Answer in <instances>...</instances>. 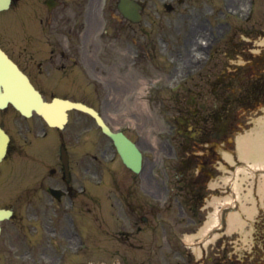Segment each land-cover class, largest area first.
Returning <instances> with one entry per match:
<instances>
[{
	"label": "rangeland",
	"instance_id": "rangeland-1",
	"mask_svg": "<svg viewBox=\"0 0 264 264\" xmlns=\"http://www.w3.org/2000/svg\"><path fill=\"white\" fill-rule=\"evenodd\" d=\"M233 1L145 0L143 18L135 24L124 20L114 8L107 11L105 21L110 24L108 35L94 38V31L102 20L97 18V27L92 28L86 36L89 43L98 48L97 55L92 59L104 72V79L100 83L92 80L88 72H83L79 66L69 65L66 69H59L58 58L50 61V57H39L41 54L38 52L47 49L46 42L41 41L42 34L39 36L38 33L35 40L25 44L22 29L35 22L32 17L23 14V0H15L8 10L0 11V35L6 40L4 47L30 73L35 83L45 90L47 99L51 97L50 90L55 85L57 93L101 108L106 119L115 125H128L133 119L142 134L149 133L153 147L151 152H145L149 160L148 169L136 177L120 161L103 172L105 180L102 184H97L96 177L92 175L87 182L91 194L86 198L91 210L84 205L82 196L75 198L73 206L68 205L65 198L51 204L50 194L36 188L37 173H46L56 155L54 147L48 154L41 153L37 148L44 141L38 135L42 125L39 117L33 115L24 118L10 105L0 110V122L11 134L8 154L0 163V206L13 209L12 217L2 222L0 264H119L121 258L132 262L143 260L144 264H209L220 257L225 261L232 260L229 264L264 263V191L259 190V180L264 170L255 169L252 177L250 168L238 160L235 151L236 135L250 131L255 119L262 115L264 97L255 107L234 108L233 113L239 115V126L232 136L233 145L224 146L222 140L213 137L214 141L210 144L219 151V159L225 152H230L234 161L224 162L227 166L221 165V171L212 176L211 180L218 183L217 188L210 190L203 198V205L199 208L180 205L174 196L172 206L153 200L155 202H149L145 207L147 212H144L150 213L148 218L153 224L149 225L153 227L145 226L138 235L124 242L116 240L121 231L125 234L137 231L134 217L142 214L140 204L144 198L143 192H137L135 188L134 191L130 190L127 197H120L116 195L118 192L115 188L120 190V186H134L146 176L155 182L154 190L151 189L154 194L163 195V188L158 186H165L167 182L163 170H160L163 169L161 158L169 151L171 143L160 133L166 131L167 120L171 119L176 124L178 117L185 116L184 111L190 109L194 118L201 120V125H208V116L215 102L211 83L224 68L233 74L239 67L243 66L244 71L252 67L251 72L254 70L257 74H264V0H253L255 11L251 16H247L249 0ZM165 2L172 4V10L164 6ZM8 25L10 29L7 30ZM34 34L37 35V32ZM24 44L37 53V60L44 61L42 65L28 66L19 56ZM135 49L141 55L133 64L130 55ZM197 59L204 65L201 73L198 72ZM255 59L259 60V65ZM182 70L189 74L188 78L177 91L169 92L166 83ZM121 76L123 78L119 83L113 80ZM137 79L139 86L144 82L148 84L144 89H149L146 94L149 101H146L144 108H139L138 102L145 97L139 91ZM154 86L155 92L151 90ZM136 97L135 109H132L130 104ZM122 103L128 105L122 108ZM77 117L76 111H71L70 122L64 130L72 133V143L68 144L75 162L85 156L84 162L88 164L89 156L83 152L91 145H88L90 142L87 143L82 128L91 127L94 153L98 154L99 145L103 144L99 141L106 142L107 138L91 118L84 115H81V119ZM26 126H33L32 131L27 132ZM53 131L51 128L50 136ZM76 134L79 137L77 143ZM84 162L82 160L80 166H74V170L83 173ZM239 168L244 172L237 171ZM150 169H154V177ZM236 179L241 188L239 197L233 189ZM248 188L252 190L249 192ZM228 196L233 203L225 207L218 204L222 224L211 230L207 237H199V231L214 210V204ZM120 199H124L128 205L129 215L123 214ZM241 205L250 206L252 216L248 217ZM195 209L198 210L194 218ZM230 211L241 215L243 229L228 228L226 218ZM137 222L141 225V221ZM103 232L108 235L104 236ZM186 233L194 234V239H185ZM104 237L109 240V246L105 248L104 245L102 249ZM81 242L85 248L72 252L71 248L74 246L75 249ZM192 245L194 255L187 252V249L191 252ZM62 248L67 249L64 254L60 253Z\"/></svg>",
	"mask_w": 264,
	"mask_h": 264
},
{
	"label": "flooded vegetation",
	"instance_id": "flooded-vegetation-1",
	"mask_svg": "<svg viewBox=\"0 0 264 264\" xmlns=\"http://www.w3.org/2000/svg\"><path fill=\"white\" fill-rule=\"evenodd\" d=\"M49 4L52 5L51 8H49ZM23 9L24 15L28 14V10H33L37 20L36 24H32V26L27 24L22 29L25 44L27 41L35 40L38 37V33L39 36L42 34L41 38L43 39L41 41L47 42L48 44V47L45 44L48 55L39 57H43V59L50 57V61L58 58L60 63H58V65L62 69H66L69 65H74L76 63L83 65L87 64V61L90 59L89 53H91V51L83 49L82 44L76 45L73 38L79 37L84 42H89L86 36L89 35L92 28L95 29L97 27V22L95 20L97 18L102 19L101 0H52L51 2L47 0H23ZM101 25L102 20L99 22L97 28H100ZM34 32H37V35H35ZM56 34L57 36L55 37ZM25 44L20 48L19 56L22 57L28 66L36 64H38V66L42 65L44 61L37 60V53L27 48ZM38 53L43 54V52ZM84 72H86L85 69ZM31 79L33 80L32 77ZM50 91L52 94H56L58 89L54 85ZM220 95L223 94L220 92L216 93L217 97ZM187 121H191V118ZM196 123L199 124V121L196 120ZM216 129L217 122L215 121L213 125H210L209 130H199L198 136L193 137L192 142L201 144L203 148L206 147L209 136H211ZM187 132H189V130H186V133ZM183 144L185 152L182 154H184V157L188 160L186 162L187 166L191 165V159L199 156L204 158V162L215 161L216 156L214 153L211 158L205 157L203 154L199 156L191 154L193 152L189 151L191 142L188 137L185 138ZM86 170H88V168H86ZM51 175L53 176L54 173ZM181 175L185 180L184 182L187 188L198 180V176L194 178L195 176H193V173L190 172L188 168L181 169ZM176 178H179L178 174ZM44 186L45 181L41 180L39 187L44 188ZM72 191L73 190H71V192Z\"/></svg>",
	"mask_w": 264,
	"mask_h": 264
},
{
	"label": "water",
	"instance_id": "water-1",
	"mask_svg": "<svg viewBox=\"0 0 264 264\" xmlns=\"http://www.w3.org/2000/svg\"><path fill=\"white\" fill-rule=\"evenodd\" d=\"M8 1L0 0V8L6 7ZM119 7L126 16L135 20L139 18V14L130 10V7L139 8L138 3L131 0H120ZM8 101L24 114H29L32 110H35L41 113L49 124L58 126H62L65 121L66 108L76 107L91 113L95 116L98 123L101 124L103 130L115 139L124 162L133 168H137V150L132 147L124 136H116L118 133L110 132L93 108L79 102L57 98L53 99L52 102L44 101L26 75L18 69L16 64L0 48V107L5 106ZM58 108L60 109L59 115L56 113ZM7 139L6 133L0 127V158L5 152ZM10 214L11 210L0 208V220L9 217Z\"/></svg>",
	"mask_w": 264,
	"mask_h": 264
},
{
	"label": "bare ground",
	"instance_id": "bare-ground-1",
	"mask_svg": "<svg viewBox=\"0 0 264 264\" xmlns=\"http://www.w3.org/2000/svg\"><path fill=\"white\" fill-rule=\"evenodd\" d=\"M232 2H234L232 0ZM240 3V2H239ZM238 3V4H239ZM196 51V50H195ZM194 51V52H195ZM262 115L255 119V124L251 128V130H246L243 133H239L236 136V146L235 151L238 154L237 157L239 161H243L245 165L250 168V175L253 177V172L255 169H263L264 170V106L262 108ZM237 171L244 172L243 169L239 168ZM254 179H252L253 181ZM239 181L234 180L233 189L237 191V196L239 197L240 185ZM249 192L250 188H248ZM259 190L264 191V173H262L261 178L259 180ZM231 198L225 197L224 201H217L218 203L214 204V210L209 213L208 219L205 225L199 231V237H207L208 233L216 227H219L221 222V213L220 209L217 207V204H228L233 203ZM242 209L248 215V217L252 216V208L247 205H241ZM228 228L234 229L239 228L243 229L244 223L242 222L241 215L235 214L233 212H229L226 218ZM207 235V236H206ZM193 237H188V240H192Z\"/></svg>",
	"mask_w": 264,
	"mask_h": 264
}]
</instances>
